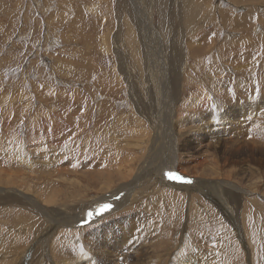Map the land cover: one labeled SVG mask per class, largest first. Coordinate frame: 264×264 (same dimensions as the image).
Here are the masks:
<instances>
[{"label":"rangeland","instance_id":"1","mask_svg":"<svg viewBox=\"0 0 264 264\" xmlns=\"http://www.w3.org/2000/svg\"><path fill=\"white\" fill-rule=\"evenodd\" d=\"M206 1L211 4L206 3L205 10L201 14L205 19L201 15H196L195 18H200V23L195 24L194 21L191 25L184 23L186 34L181 33L182 25L180 24L179 33L181 36L178 38L175 36V42L180 38L179 46L188 49L190 56L186 59L190 65L187 64L185 83L181 92L182 99L177 102L182 117L184 116V119L187 116L193 118H190L191 121L193 120L192 131L189 132L186 129L180 131V151L184 161L189 160L190 165L194 161L206 165L210 162L211 168L216 169L215 173H212L214 177L209 176L210 178H230L229 181L239 182L238 184L242 188L249 190L256 187L250 192L254 195H251V202L245 209L242 220L249 233L251 250L248 249L250 252L253 251L254 263L248 256L250 253H248L247 246L242 241H236L234 225L229 220L228 210L232 205H235L234 202L232 203L231 198L226 196V201L230 205L228 208L225 202L218 203L213 195L208 199L207 194L200 191L193 196L192 215L195 220L189 228L183 229L184 235H178L174 227L179 222L180 209L185 213L188 208L187 200L190 202L188 198L187 200L183 199V194V198L178 200L171 199V193L164 194L163 201L160 202L161 205L165 201H169L174 206L171 211L164 213L165 217L149 211L147 218L149 221L141 216L139 219L128 220L127 229L132 230V233L129 237L127 236L126 245L120 250H117L118 247L113 244L109 246V251L114 252L121 262L129 260L127 264L135 260L134 257L131 260V257L128 259L124 256L126 249L131 244L137 246L142 242L143 246L153 253L154 243L157 241L163 246L166 235L170 237L168 246L171 248V255L164 261L165 263L155 257H150L153 254L143 255L142 259L140 258L141 260L136 263L264 264V140H262L264 138L262 132L264 116L262 115L264 114L255 115L254 120H248L247 123L238 121L236 125L226 126L220 135V144H218L217 136L216 141L218 142L215 141V145L210 142V147L208 145L207 147L208 140L202 137L205 132L200 129L202 122L198 119L199 115L186 109V106H189L190 97L194 100L193 102L196 100V102H206L204 97L208 100L215 99L212 101L215 105L213 107L210 105L212 109L217 106V101L218 103L222 102L219 99L223 98L226 93L229 97L239 96V92L243 91L245 95L255 99H252L253 103L251 102L254 112H259L261 109L264 111L261 101L262 94H264V0H251L250 2L245 0L244 3L240 1V4L233 0H196L202 10L201 3ZM117 2L118 0H0V264H27L28 258L31 259L29 264H78L81 262L86 253L85 244H79L83 234L81 236L70 231L76 226L69 227L62 217L53 219L52 222L47 225L45 223L41 227L43 217L36 209L53 206L52 208L58 207L64 212L68 210L65 213L77 216L80 209L84 207L81 214L86 215L85 210L92 209V206L102 203L100 201L104 197L124 183L117 186L131 169L134 168L131 174H135L147 153L149 154L151 140L150 142L146 141L154 136V133L151 137L146 135L151 131L150 120L148 118L146 120L137 110L136 100L132 98L129 91L130 83L121 71V67L129 65L131 70H142L143 67L136 63V56L131 57L130 64L118 63L115 51L109 46L119 36L120 46L124 47L123 41L126 42L127 38L119 31V28L126 24V20L118 19ZM253 5L254 7H252ZM251 8L255 9L254 19L249 21L253 24L252 27H238L239 29L234 30L230 29V24L225 27L226 19L221 16V11L227 9L232 16H247ZM159 16L157 13L154 14L156 22L160 21L161 23V31L157 34L158 37L154 38V40L156 39L155 47L157 48L156 43L160 44L163 49H165L164 46L167 48L172 44L175 46L172 39L163 33V31L168 32L165 28L166 18ZM131 41L132 39L129 40V42ZM202 43H204V48L201 46ZM252 44L255 45L252 46ZM224 49L227 51L225 52ZM249 53L253 56H250ZM126 55L128 56L129 53ZM235 57L236 59H234ZM228 63L230 67H226ZM216 67L220 69L216 71ZM143 76L146 75L135 74L132 82L137 83ZM191 79L194 80L193 83H191ZM215 82L219 83L222 88L219 99L215 97L214 90L217 88ZM260 89L263 90V93ZM208 110H210L209 107ZM155 114L158 120L168 126L166 120L164 121L165 115L159 116V111ZM216 117L217 115L212 120L218 122L219 125V119ZM158 129H160V125ZM215 136L214 134L210 135V140L215 139ZM129 137L130 139H127ZM192 137H196L200 145L203 144V149L206 148L202 156L197 152V148H193L194 144L191 143L192 148H189L188 143H182ZM114 138L115 140H113ZM237 140L244 141V144ZM142 141L145 142L142 143ZM255 143L260 145H255ZM6 144H10V146ZM187 150L191 151L190 156L186 155ZM114 154L115 156H113ZM193 155L194 157H192ZM116 157L119 160L115 159ZM114 162H118L115 168L120 165L116 169L112 167L115 165ZM134 162L136 163L134 164ZM117 164L119 165L117 166ZM113 171L114 174H112ZM97 172L98 174H95ZM90 173L94 174L96 178L99 176V178L96 179ZM252 173H254V177ZM189 175L194 176L190 173ZM111 177L113 181L110 179ZM196 179L198 178L196 177ZM114 180L116 184L112 183ZM144 180H141L140 185ZM108 182L109 184H107ZM53 186H55L54 189H51ZM114 187L116 188L109 193L105 191ZM57 188L59 189L57 190ZM59 193L61 196H58ZM48 194L53 196H48ZM70 195L76 197L72 198ZM151 199L152 196H148L146 200L145 198L141 200L139 197L131 209L135 212L139 204L143 209L145 204L147 206L156 204V201L151 202ZM82 202L83 204H80ZM141 202L145 204L141 205ZM185 204L186 206H184ZM39 205L41 206L39 207ZM129 211L131 210L129 209ZM123 214L122 212L112 213L106 220ZM126 218L124 215L118 216L113 220H121L113 223L125 224ZM27 219L31 225L17 226ZM143 219H146V225ZM98 222H93V224ZM151 224L159 237L145 234ZM52 227L55 228V231ZM41 228L40 239L42 234L50 236L49 231L52 233L50 236L52 241L51 244L49 243L53 246L52 252H49L50 246L45 241L40 242L39 248L37 245L31 244L36 235H39L38 232ZM87 232H90L89 229ZM190 234L196 242L189 240L187 235ZM56 235H59L58 239H55ZM111 235L113 236V234H110V239ZM203 236L207 239L206 243H204ZM102 242L107 244L106 241L102 240ZM29 247L31 248L28 249ZM201 247L207 251L202 250ZM177 250L181 253L180 255ZM118 253L120 255L117 256ZM191 254H196V257L191 259ZM189 256L190 258H188ZM201 257H204L205 260ZM212 258L213 261H211ZM214 259L216 260L214 261ZM187 260H190L189 263ZM180 261L182 263H179ZM186 261L187 263H185ZM88 264H95V259L90 260Z\"/></svg>","mask_w":264,"mask_h":264},{"label":"bare ground","instance_id":"2","mask_svg":"<svg viewBox=\"0 0 264 264\" xmlns=\"http://www.w3.org/2000/svg\"><path fill=\"white\" fill-rule=\"evenodd\" d=\"M233 1L235 3H239V4L241 2L242 3L245 2V0H233ZM247 1L250 2L251 0H247ZM195 2H196V0H156V1L155 0H118V2H117V7H116L117 8V10H116L117 13L116 14H118V19H120V20H126V24L124 26H121L119 28V31H120V33L122 35L125 34L127 36V38L125 40L126 42L123 41V43L125 44L124 47H121L120 46L119 36L114 40V43H111V44L108 43V44H109L110 47L113 48V51H115L116 58H117V60H119L118 63H120V64H125V63L130 64L131 57H135L136 56V58H137V62L136 63H138V65H140V66L143 67L142 70H137V69L136 70H131L130 65H129L127 67H121V69H122L121 71L125 75L126 80L130 83V85H128L129 91H130V94L132 95V98L134 100H136L137 110L140 111V114H142V116H144V118H146V120H147V118L150 120V123H151V126H150L151 127V131H149V133L146 134V135L149 136V137H151V135L154 133V136L152 138H149V140L146 139V140H148L146 142H150V140H151V146L149 145L150 146L149 154L147 153L146 157L144 156L145 158L143 159L142 164L138 168L137 172L135 174H131L134 168L131 169L132 168L131 167L130 168L131 170L128 168L130 171L127 173V175L125 176V178L123 179V181L122 180H121V182L119 181L120 183L117 186H119L123 182L124 183L121 186H119L116 190L112 191V193H110L109 195H107L106 197H104L102 199V201H100L102 203L99 202L100 204H105L107 202H111L115 206V209L112 210L109 214H107V215L99 218L97 220V221H99L98 223L93 224V222H91L90 224H93L91 226H88L89 224L86 225V226H79L78 225V223L80 221L85 220V216L86 215H84V213H83V215L81 214V211H82V209L84 207L82 209H80L79 214H77V216H75L73 214L65 213L68 210L64 212V210L58 209L57 206H56L57 208H52L53 206L52 207L50 206L51 208L50 207L49 208H41L40 206L43 205V204H41L42 201L40 202V204H41V205H39L40 208H37L36 210L38 212H40L39 215H42L41 217H43V221L41 223L42 224L41 227H43V225L45 223L47 225L48 223L52 222L53 219H58V218L62 217L64 219V221H66L65 223L69 227L76 226L75 228H72L70 231H74L76 234L81 235V236L83 234L82 239L79 240V244H81V243L85 244L86 253H85V258L83 257L84 256L83 255L82 256L83 257V260L81 262H78V264H88L89 261L92 260V259H95V264H127V262L129 260L128 261H125V262L124 261L121 262V260L117 259L118 257H116V254L114 252L109 251V246L113 244V246H117L118 247L117 250H120V249H123V247L126 245V240L128 239L127 236L129 237L130 233H132V230L130 231L129 229H127L128 226L126 225V223H127L128 220H131V219L135 220V218H138L139 219L140 216L142 218L145 217L147 219L148 218L149 211H153L155 214H157V215H163L165 217V214L164 213H166L168 211H171L172 210V207H174V206L171 205V203L169 201H165L163 203L164 205L163 204L161 205L160 202L163 201L162 198L164 197V194L165 193L166 194L167 193H171L172 194L171 199H174V200L175 199L178 200L179 198H181L182 197V194L184 195V198L182 197L183 199L187 200V198H188L190 200V202L187 200L188 208L186 209L185 213H184V211L182 209L179 208L180 209V212H179V222H178V224L176 226L173 225L175 227V229L177 230L178 235H181V234L184 235V233H182V232H184L183 229L189 228L191 226V224L195 220L194 216L192 215V205L194 203V198H193L194 194H196V193H198V192L201 191L202 193H206L207 194L206 196H207L208 199L210 198V196L213 195V196H215V199L217 200L218 203H221L223 201V202H225L227 204L228 208H230L229 207L230 205H228L225 197L227 196L228 198H231L232 203L234 202L235 205H232L231 208L228 210L229 211L228 216H229L230 223L234 225L233 226V229H235V231H234L235 233L234 234H235V236H237L236 241H239V242L242 241L247 246V249L250 248V246H249V236H248L249 233L247 232L246 227H245V225H244V223H243L242 220H243V213H244L245 209L249 207V204L251 202V195L253 193L251 194L250 192H252L253 189L256 188V187H254L252 190H249L247 188L246 189L245 188H242L241 185L238 184L239 182L229 181L230 178H228V179L221 178V177L210 178L209 176L214 177V175H212V173H215V170H216L214 168H211L210 162H208L207 163L208 165H206L205 163H200L199 164L198 162H195L194 161L193 164L190 165V163H189L190 161L189 160H186L185 159L186 161H184L183 155H181V151H180L181 150V148H180L181 147L180 146L181 143H180V136H179L180 135V131L186 129V130H189V132H191L192 131L191 130L192 129V126L191 125H193L192 124V121L193 120L191 121L190 120L191 117H189V116H187L188 118L186 117L185 119L183 118L184 116L182 117V115H181V113L179 111V105H178V102H177L179 99H182L181 98V96H182V93L181 92H182V89H183L184 83H185V75H186V70H187V64L189 63L188 61H186V59H187V57L189 58L190 56H189V53H188V49L182 48V47L179 46L180 44L178 43V40L180 38L177 39L176 42H175V36H177V38L181 36L180 33H179V26H180V24L182 25L181 33L182 34H186V32H185L186 29L184 27V23H189L190 25H191V23L193 21H194L195 24L200 23V20H199L200 18L199 19L198 18H195V16L196 15H201L203 13V11L205 10L206 3L211 4L209 1H206L205 3H201L200 2L201 3V6L203 8V10H202V9H200V4L197 3V2L195 3ZM246 6H247V4H246ZM252 7H254V5ZM254 10L255 9H252L251 8V10L249 11V13H248L247 16H238V15L237 16L236 15H233L232 16L231 15V12L228 11L227 9L221 11V16L226 19V26L225 25L224 26L227 27V25L230 24V29H233V30L236 29V28L239 29L238 27H249V26L252 27L253 24L252 23H249V21H250V19H251V21L254 19V17H253V15H255V14H253ZM155 13H157L158 15H160L159 17L166 18L165 19L166 20L165 28H166V30L168 32H164L163 31V33H164V35H166V36L168 35L170 37V39H172V41H173V43H175V46L176 47L173 46V44H172L168 48L166 46H164L165 49H163V47L160 44H158V43H156L157 48L155 47V40L156 39L154 40V38H156L155 36L158 37L157 34L161 31V29H160V25H161L160 21L159 22H156L157 20L154 19V14ZM201 16L204 18V15H201ZM94 19H96V18H94ZM115 26H116V24H115ZM197 26H199V25H197ZM174 27H175V29H174ZM189 28H190V26H189ZM194 29H195V27H194ZM233 30H231V31H233ZM112 38H113V35H112ZM131 39H132V41L129 42V40H131ZM206 40H208V39H206ZM111 41H112V39H111ZM159 42H161V41H159ZM234 42H235V40H234ZM189 44H191V43H189ZM203 44L204 43H202L201 46L204 48ZM182 45H183V43H182ZM229 45H231V44H229ZM229 45H226V46H229ZM254 45L255 44H252V46H254ZM119 47H120V49H119ZM125 48L129 52L126 51ZM192 50H193V47H192ZM205 50H203V51L205 52ZM224 51L226 52L227 49H224ZM190 52H191V50H190ZM128 53H129V55L127 56L126 54H128ZM256 55H258V54H256ZM227 56H229V55H227ZM250 56H253V54L252 55L250 54ZM234 59H236V57ZM249 60H250V58H249ZM246 64L248 65V63H246ZM189 65H190V63H189ZM228 65H229V63H228ZM228 65L226 67H230V65L229 66ZM237 66H238V63H237ZM119 69H120V67H119ZM210 69H211V67H210ZM215 69L217 71V69H220V68H217L216 67ZM241 70L243 71V69H241ZM135 74H140V76L145 74L146 76L145 77L143 76V78H140V79L138 78L139 79L138 82L137 83H134V82H132V80H133ZM251 74H252V72H251ZM238 76H240V75H238ZM252 78H253V75H252ZM246 80H248V79H246ZM191 81H192V79H191ZM193 81L191 83H193ZM239 81H240V79H239ZM249 82H251V81H249ZM257 84H259V83H257ZM215 86H217V88H215V90H214L215 91V97H216V99H219V93L222 90V88H221L220 84L217 83V82H215ZM259 86H260V84H259ZM261 91H262L261 93H263V90H261ZM262 95L263 96H262L261 101H262V105L264 107V94H262ZM258 97H260V96H258ZM243 99H246V100H243ZM252 99H253L252 96L249 97L248 95H245V92H243V91L239 92V96H230L229 97V95L226 93L223 96V98L219 99L222 102L218 103V101L216 100L217 101V104H216L217 106L215 108H212L211 109L210 105L212 107L215 105V103L212 102L215 99L214 100H208L206 97H204V100L206 102H204V101L203 102H196L197 100L195 102H193L194 100H192V97H190L189 98V106H186V109H187V111H190L192 113H196L197 115H199V118L198 119L202 122L201 123L202 125L200 126V129L205 132V134H203L202 137H204V139H206V140L209 141V142L207 141L206 146L208 145L210 147V145H211L210 142H213L214 145L216 144L214 142L216 141V137L217 136H218L219 142L218 141H216V142H218V144H220V142H221L220 141V135L222 134L223 130H225L224 128L226 126L236 125L238 121H240L241 123H245V122L247 123L248 120H254V116L255 115H257L259 113H261V114L263 113L264 114V111H261L262 109L259 112L258 111L257 112H254L253 104H251V102L253 103V100H255V99H253V100ZM208 107L210 108V110H208ZM156 110L159 111V116L165 115L166 119H164V121L166 120L165 122L168 124V126H166L161 120H158L157 119L156 114H155V112H157ZM200 111H202V112H200ZM223 111H224V113H223ZM216 115H217V117L219 119V125H218V122L216 123V122H214V120H212V119L215 118ZM262 116H264V115H262ZM191 119H193V118H191ZM139 120H140V118H139ZM116 121H118V120H116ZM118 123H122V122H118ZM125 124H126V122H125ZM252 124H253V122L251 121V125ZM159 125H160V129L157 130V128L159 127ZM187 126H189V127H187ZM254 129H256V128H254ZM131 130H133V129H131ZM95 131H97V130H95ZM115 131H117V130H115ZM262 132L264 134V127L262 129ZM135 133H136V131H135ZM137 134H139V133H137ZM140 134H141V132H140ZM142 134H145V133H142ZM212 134H214L216 136H215V139H213L211 141L210 138H209V136L210 135L212 136ZM99 136H100V134H99ZM163 136H165V137L162 139ZM135 138H137V137H135ZM127 139H130V137L127 138ZM193 139H196V137H192L191 139L188 138V141L187 142H182V143H188V145H189L188 147L189 148H192L191 145L194 144V147L193 148H197V152L202 156L203 155V152H205V149L206 148L203 149V144L200 145L199 142H198V139H196L197 141L196 140L195 141H192ZM113 140H115V138ZM262 140H264V138ZM143 142H145V141H142V143ZM237 142L244 144V141L237 140ZM87 144H88V142H87ZM256 144H259V143H255V145ZM6 145H8V144H6ZM161 145H163V146H161ZM8 146H10V144ZM138 147H140V146H138ZM111 150H113V149H111ZM199 150L200 151L202 150V151L200 152ZM187 151H186V155L187 156H190L191 155L190 154L191 151L190 152L189 151L187 152ZM6 154H9V153L6 152ZM110 154H112V153H110ZM115 154L113 156H115ZM117 157L115 159H118ZM192 157H194V155ZM106 158H108V157H106ZM120 160H123V159H120ZM132 161H133V159H132ZM129 162H131V160ZM136 162H134V164ZM116 163H118V162H116ZM116 163L115 162L113 163V164H115L114 166H112V167H114V169H116V168H118L120 166L119 164H117V166L118 165L119 166L115 168ZM196 163H198V164H196ZM128 165H130V164H128ZM92 168H94V167H92ZM107 169H109V168H107ZM101 171H99V173H101ZM118 171H121V170L118 169ZM172 171H179L180 173H182V174H184V175H186L188 177H191L192 183H189V184H178V183H171V182H169L168 180H166L165 174H166V172H172ZM248 171H250V170H248ZM92 173H90V174H92ZM189 173L190 174H193L194 176L196 175V176L195 177L194 176L192 177L191 175H189ZM95 174H98V172L95 173ZM112 174H114V171L112 172ZM118 174L120 175V173H118ZM253 174L254 173H252V175ZM92 176H94V174H92ZM110 176H112V175H110ZM254 176L255 175H253V177ZM196 177L199 180L196 179ZM95 178H93V179H95ZM97 178H99V176ZM110 179L112 180V177ZM141 180H144V182H143V184L140 185ZM98 181H99V179H98ZM109 182L107 184H109ZM112 183H115L116 184L115 180ZM54 187L55 186H53V188H51V189H54ZM107 187H108V185H107ZM116 187L111 188L108 191L107 190H105V191L107 193H109L111 190L115 189ZM251 187H252V184H251ZM59 188H57V190ZM203 188H204V190H202ZM59 190H61V188ZM51 191H53V190H51ZM179 192H181V193H179ZM254 192H255V190H254ZM210 193H211V195H210ZM61 194H62V191H61ZM256 194H257V192H256ZM59 195H60V193L58 194V196ZM48 196H51V195L48 194ZM70 196L72 198L73 197L74 198L76 197V196H72V195H70ZM148 196H152V199H151L152 201L151 202L156 201V204L154 203L151 206H147L144 203L146 201L141 202V205H144L145 204L144 205V209L141 208L140 207V204H139V205H137L138 207H137V210H135V212H136L135 213L132 210L133 207H134V205H133L134 202L139 197H140L141 200H142V198L143 199L145 198V200H146V198H148ZM64 199L66 200V198H64ZM97 199H98V197H97ZM28 200H30V199H28ZM49 200H50V198H49ZM54 200H56V199H54ZM78 201H79V199H78ZM47 202H49V201H47ZM157 202H158V204H157ZM201 202H203V201H201ZM59 203H60V201H59ZM30 204H32V203L30 202ZM73 204H75V203L73 202ZM80 204H83V202L80 203ZM91 204H92V202H91ZM100 204L94 205V207L92 206V209H88L87 211L85 210V212L88 213L89 210L90 211H96V209L99 206H101ZM65 205H68V204H65ZM73 206H75V205H73ZM184 206H186V204ZM135 207H136V205H135ZM86 208H88V207H86ZM69 209L71 210V208H69ZM129 209L131 211H129ZM18 212H20V211H18ZM120 212L124 213L123 214L124 217H127L126 218V221H125V224H123V223L122 224H119V223L118 224H115V223H113V222H116L117 223L119 220H121V219H118V220H113V219H116L118 216H123V215H118V216L113 217L112 219L106 220V218L107 217H110L112 213H120ZM126 213H127V215H126ZM205 213H207V212H205ZM200 214H201V212H200ZM248 214H249V212H248ZM21 219H22V217H21ZM146 219L145 220L143 219L144 222L146 221ZM196 220H197V218H196ZM97 221H94V223L97 222ZM147 221H149V220L147 219ZM133 222H135V221H133ZM146 222H145V225H146ZM59 223H61V222L59 221ZM21 224L22 225H28V224L31 225V223L29 222L28 219L26 221H24L23 223L17 224V226H21ZM33 224H34V222H33ZM261 224H262V222H261ZM134 225H135V223H134ZM88 227H90V228H88ZM96 228H99V229H96ZM13 229H16V228H13ZM53 229H54L53 231H55V228H53ZM88 229L90 231L89 233L87 232ZM100 229L103 230V231L101 232ZM41 230H42V228L38 232L39 235H36V237L31 241V244L37 245V248H39L40 242L45 241V243H47L50 246V251L49 252H52L54 250L53 249V246L50 245L51 244L50 242L52 241V240H50V236H51L52 233H51V231H49L50 232V236H45L44 234H42L41 239H43V240H41L40 239ZM86 232H87V234H85ZM110 234H113V236L111 235L112 236L111 239H110ZM145 234H149V236L150 235H154L156 237H159V234L157 232H155V229H154L153 224H151V227L148 230H146ZM171 235H172V233H171ZM27 236H28V234H27ZM187 236H188V238H189L190 241H192V242L194 241L193 240V236H191V234L190 235H187ZM201 236L202 235L200 234V237ZM58 237H59V235H56V238L55 239H58ZM206 237H208V235ZM26 239H28V238H26ZM150 239H151V237H150ZM164 239H165V241H164V245L163 246L160 245V244H158L157 241L154 243V252L153 253L148 248H146V246H143L142 242L138 243L137 246H134L133 244H131L126 249L124 256L127 257L128 259L131 257V260H132V257H134L135 260L132 263L130 261V263H128V264H137L136 262L137 261L139 262V260L142 259L141 257H143V255H145V254H153V256L150 255V257H155V258H157L159 260H162L163 262L166 261L170 257V255H171V252H170L171 248L168 246V240H170L169 235H166L164 237ZM102 240L103 241H106L107 244H104L102 242ZM206 241H207V239L205 238L204 243H206ZM28 242H29V240H28ZM194 242H196V241H194ZM20 244H22L23 246H25L24 245L25 242H24V244L23 243H20ZM195 246H196V244H195ZM31 247H29L28 249H30ZM174 247H176V246H174ZM25 249H24V251H25ZM201 249H202V247H201ZM203 249H204V251H207V249H205V248H203ZM250 250H251V248H250ZM250 250L248 251V253H250V255H248V256H250V259L252 261L250 259L249 260L252 263H254L253 251L250 252ZM177 252L179 253L178 250H177ZM199 252H198V254H200ZM201 253H203V252H201ZM83 254H84V252H83ZM180 254L181 253H179L178 255H180ZM184 254L186 255V252ZM118 255H120V254L118 253L117 256ZM195 255H192L191 256V259ZM200 256H201V254H200ZM203 256L205 257V254H203ZM258 256H260V255H258ZM183 257H185V256H183ZM204 257H201V258L204 259ZM145 258L146 257L144 256V259ZM186 258H187V256H186ZM186 258H184V259L186 260ZM188 258H190V256ZM200 259H198V260H200ZM30 260L31 259L28 258L27 261H26V263L29 264V261ZM177 260L179 261L180 258L177 259ZM194 260H195V258H194ZM215 260L216 259H214V261ZM155 261H157V260L155 259ZM181 261L179 263H182ZM187 261L185 263H187ZM189 261H188V263H189ZM206 261H208V260H206ZM211 261H213V258H212ZM195 262H196V260H195ZM237 262H238V260H237ZM183 263H184V261H183ZM201 263H203V262H201ZM155 264H157V263L155 262ZM195 264H200V263L197 262ZM206 264H208V263H206ZM248 264H250V263H248Z\"/></svg>","mask_w":264,"mask_h":264},{"label":"snow or ice","instance_id":"3","mask_svg":"<svg viewBox=\"0 0 264 264\" xmlns=\"http://www.w3.org/2000/svg\"><path fill=\"white\" fill-rule=\"evenodd\" d=\"M168 176H169V178L180 179V177L176 176L175 173H168ZM110 207H111V206H110V205H107V204L102 205V206H101V211H106V210L109 209ZM91 215H92V213H89V216H91Z\"/></svg>","mask_w":264,"mask_h":264},{"label":"water","instance_id":"4","mask_svg":"<svg viewBox=\"0 0 264 264\" xmlns=\"http://www.w3.org/2000/svg\"><path fill=\"white\" fill-rule=\"evenodd\" d=\"M167 177V176H166ZM169 177V176H168Z\"/></svg>","mask_w":264,"mask_h":264}]
</instances>
